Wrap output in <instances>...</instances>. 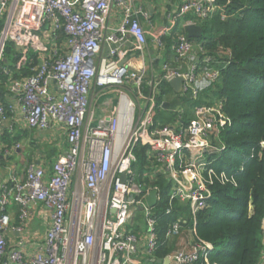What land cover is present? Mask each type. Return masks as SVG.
Listing matches in <instances>:
<instances>
[{
  "label": "built area",
  "instance_id": "2783aa9c",
  "mask_svg": "<svg viewBox=\"0 0 264 264\" xmlns=\"http://www.w3.org/2000/svg\"><path fill=\"white\" fill-rule=\"evenodd\" d=\"M114 9L123 16L110 32ZM218 10L217 0H182L167 12L168 22L157 26L138 0H1L0 61L7 40L38 51L41 59L35 74L10 83L9 108L18 110L31 129L60 126L68 148L56 156L52 173L32 162L24 180L11 174L0 181V264H159L157 250L163 242L157 209L169 215L181 203L189 206L193 225L184 234L185 216L171 224L166 238L180 240L163 264H218L210 259L214 244L197 235V213L209 205L216 180L236 183L213 166L226 148L221 133L233 120L220 98L195 104L186 120L187 107L173 105L171 99L200 97L229 60L222 62L209 53L205 41H191L185 31L177 32L170 61L164 41L179 18L190 14L198 23ZM62 31L66 37L60 44ZM105 43H119L109 55L127 61L98 68L96 56ZM132 52L137 64L129 63ZM175 77L183 78L182 91L172 87L173 97L165 94L159 102L165 83ZM93 86L115 96L109 114L97 116L92 109ZM161 109L171 114L165 125L157 122ZM7 114L0 105V128L9 122L13 130L15 120ZM137 147L145 148L143 173L137 171ZM11 150L0 139V170L6 169L2 158ZM153 189L158 195L152 206L147 198ZM39 203L48 227L36 239H27L25 225ZM10 204L13 209L8 210ZM16 220L20 225H12Z\"/></svg>",
  "mask_w": 264,
  "mask_h": 264
},
{
  "label": "trees",
  "instance_id": "16d2710c",
  "mask_svg": "<svg viewBox=\"0 0 264 264\" xmlns=\"http://www.w3.org/2000/svg\"><path fill=\"white\" fill-rule=\"evenodd\" d=\"M217 3L219 10L213 17L198 21L204 29L203 37L190 39L205 41L210 54L222 62L229 60V63L214 85L197 99L187 95L172 98L173 88L166 82L158 101L167 94L173 105L183 103L187 107L184 120L192 117L191 108L195 104L210 102L215 97L224 101V110L232 118L233 126L222 131L221 140L226 148L218 154L213 166L218 173L225 172L236 183L223 184L216 180L211 186L213 197L209 205L197 213L196 232L200 238L214 244L211 261L218 264H260L264 248V0H217ZM186 20L187 16L179 18L173 34L164 38L169 58L171 46L177 41V32H185L182 24ZM3 25L4 19L0 20V31ZM206 28L210 37L203 39L206 38ZM65 37L62 31L60 44ZM40 61L38 51L19 48L14 41H6L0 61V105L6 106L9 119L15 115L9 108L13 99L10 83L35 74ZM35 137L34 130L18 129L16 125L12 130L6 122L0 128V139L6 149L12 150L2 158L3 165L21 154L26 166L32 163L36 150L41 148ZM17 143L21 145L20 152L14 147ZM137 155V171L143 173L145 148H138ZM163 182L165 178L160 176L158 183ZM165 188L167 190L168 186ZM166 193L164 190V195ZM162 209L160 206L157 209L160 213L159 237L163 242L157 250L159 264H163L165 256L178 248L179 236L171 240L166 238L171 224L185 216L184 234L193 225L186 203L176 204L169 215H163ZM195 264L203 262L199 260Z\"/></svg>",
  "mask_w": 264,
  "mask_h": 264
},
{
  "label": "crops",
  "instance_id": "0c3cea01",
  "mask_svg": "<svg viewBox=\"0 0 264 264\" xmlns=\"http://www.w3.org/2000/svg\"><path fill=\"white\" fill-rule=\"evenodd\" d=\"M139 2H142L144 6L149 10V12L152 14V17L154 16V13L156 12L157 4L162 6L164 5V0H138ZM182 0H167L166 4L168 5L167 11L174 10L176 6L181 2ZM149 4H151V8L148 7ZM152 9V10H151ZM122 12L120 10L114 9L108 20L109 26L112 28L109 31H114L121 23L122 20ZM162 17V16H161ZM196 19L193 15H188L186 22L192 21L194 22ZM155 23L158 25L164 23V17L162 19L155 21ZM186 31V29H185ZM187 32V31H186ZM150 40V39H149ZM107 44L105 43L103 46L102 51L96 56V65L98 68H101L103 70L110 69L117 63V58L111 57L109 53H105V46ZM135 52L131 53V57L129 58V63H135L137 64V58L134 56ZM173 55V54H172ZM170 55V58L173 60V56ZM91 105L92 109L94 110V105L97 108V116H103L106 114H109L112 108L111 101L115 100V96H111V93H108L104 90H102L98 86H93L91 89ZM13 119L15 120V125L18 129H30L27 124L25 123V120L23 119L21 113L17 110L15 115L13 116ZM11 120V119H10ZM12 121V120H11ZM13 122V121H12ZM34 130V129H32ZM35 131V138L37 139L36 144L41 145V148L37 149V154L34 155L33 162H38V164L44 166L48 173H52V166L53 162L60 153H64L67 151L68 145L66 141V136L64 134L63 129L60 126H54L53 128L45 131ZM30 137V136H29ZM24 148V146H22ZM22 149H18L20 152ZM20 162H24V165H20ZM26 163L25 158L21 154L17 156V159L8 163L6 165V169L0 170V181L2 179L8 178L11 174H15L18 179L24 180L26 178ZM43 208L41 207V204L39 203L37 205V208L35 209V214L33 219L25 225L24 234L26 235L27 239H36L39 235H42L45 230L48 227V224H45L43 222L42 216L38 212L39 209ZM19 221V220H18ZM262 238H263V244H264V227L262 228ZM166 264L168 262H165Z\"/></svg>",
  "mask_w": 264,
  "mask_h": 264
},
{
  "label": "water",
  "instance_id": "95a60500",
  "mask_svg": "<svg viewBox=\"0 0 264 264\" xmlns=\"http://www.w3.org/2000/svg\"><path fill=\"white\" fill-rule=\"evenodd\" d=\"M0 7H1V0H0ZM148 7L151 8V4H149ZM185 29L187 31V35L190 38H202L203 37L204 29H203V27L200 24H198L196 22L187 24L185 26ZM128 45L132 46L133 44H132V42H129ZM118 46H119V43H113L111 45H106L105 46V53L108 54L111 48H115V47H118ZM126 61H127L126 59H123L118 64L119 65H123ZM169 83L174 88V90L176 92H181L182 91V86H183V78L182 77L172 78L169 81ZM163 106L165 108H169L171 106V103L169 101H165ZM123 177L125 178V176H123ZM157 195H158V191L156 189L151 190V192H150V194L148 195V198H147L148 203L150 205L153 206V205H155L157 203ZM186 202H188V200H186ZM165 262H168V260H166Z\"/></svg>",
  "mask_w": 264,
  "mask_h": 264
},
{
  "label": "rangeland",
  "instance_id": "374dc122",
  "mask_svg": "<svg viewBox=\"0 0 264 264\" xmlns=\"http://www.w3.org/2000/svg\"><path fill=\"white\" fill-rule=\"evenodd\" d=\"M176 1V0H175ZM166 2H167V0H164V5L162 6V4L161 5H159V4H157V8H156V12L154 13V16L152 17V19H153V21L155 22V21H158V20H160V19H162V17H164V22H168V19H167V16H166V14H167V10L169 9H167V7H168V5L166 4ZM162 16V17H161ZM206 34H205V37L206 38H203V39H207V38H209L210 37V34H209V29L208 28H206V32H205ZM48 44V46L49 47H51L52 45L50 44V42H48L47 43ZM136 57H138L139 58V55H137ZM159 63H161V61H159ZM144 93L146 94V95H148L149 94V92L147 91V90H144ZM112 97H113V95H111ZM142 104L144 105L145 104V101H144V99H142ZM97 108L98 107H96L95 105H94V111L97 113ZM97 115V114H96ZM171 119V114H170V111H168V110H161V112L159 111V114H158V117H157V122H159L161 125H165V124H167L168 123V121ZM10 209H13V204H10L9 206H8V210H10ZM13 224H15V225H20V221H18V220H16L15 222H12V225ZM188 238H189V236H187ZM33 240V239H32Z\"/></svg>",
  "mask_w": 264,
  "mask_h": 264
}]
</instances>
